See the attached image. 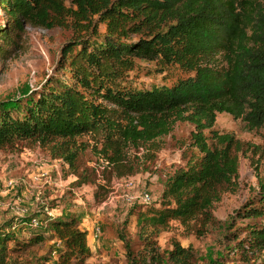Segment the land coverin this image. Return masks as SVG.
<instances>
[{
	"label": "trees",
	"instance_id": "16d2710c",
	"mask_svg": "<svg viewBox=\"0 0 264 264\" xmlns=\"http://www.w3.org/2000/svg\"><path fill=\"white\" fill-rule=\"evenodd\" d=\"M71 4L76 10L67 8L64 0H0L4 60L19 48L28 24L65 26L68 15L88 24L98 15L107 24L102 40L81 38L62 50L60 69L68 72L67 81L50 78L38 94L0 101V147L37 143L66 166L67 175L75 178L73 185L81 186L91 182L79 161L83 137L100 136L101 150L109 151V160L123 167L118 174L122 175L131 148L169 134L178 120L187 121L192 125L187 145L199 156L166 176L158 207L143 206L136 224L140 235L151 230L144 239L170 221L183 226L196 221L205 227L214 219V204L238 188L237 154L243 146L233 135L212 129L217 114L240 119L248 131L264 129V0H71ZM96 29L93 25L92 32ZM135 58L159 60L193 74L172 85L118 88V79ZM262 215L260 179L242 216ZM29 223L22 243L12 227L1 229L0 264H16L17 256L29 254L42 241L40 234H32L37 227ZM49 225L63 243L59 257L64 262L84 257L86 231L78 228L73 216L52 215ZM11 239L14 246L9 245ZM122 241L130 264H194L193 250L178 242L165 259L153 247L147 256L136 257L129 241ZM239 242L244 254L264 251V224L253 223ZM22 264L49 260L30 254Z\"/></svg>",
	"mask_w": 264,
	"mask_h": 264
},
{
	"label": "rangeland",
	"instance_id": "374dc122",
	"mask_svg": "<svg viewBox=\"0 0 264 264\" xmlns=\"http://www.w3.org/2000/svg\"><path fill=\"white\" fill-rule=\"evenodd\" d=\"M64 3L67 8L76 10L71 0ZM0 15L2 22L1 10ZM91 24L97 28L94 33ZM106 33L107 24L98 15H94L89 24L76 22L72 15H68L65 26L47 28L28 24L19 48L6 60L0 57V101L21 99L25 93L38 94L50 78L59 76L67 81L68 72L60 69L62 50L81 38H89L90 42L102 40ZM133 62L132 68L118 79V88L172 85L193 74L159 60L135 58ZM191 129L187 121L178 120L169 134L131 148L128 162L123 163L122 175L118 174L123 167L109 160V151L105 154L101 150L100 136L83 137L85 146L79 161L91 182L81 186L73 185L61 161L52 159L49 151L37 143L0 147V231L12 227L17 241L25 242L30 232L27 224L36 217L39 225L31 232L42 238L32 246V252L17 256L16 264L29 260L30 254L47 258L49 264H130L122 238L129 241L136 257H145L153 247L167 259L174 242H178L193 250L194 264H264V251L244 254L239 245L253 223L264 224V215L242 216L258 191V181L264 180V129L248 131L240 119L224 112L217 114L212 129L233 135L243 145L237 154V190L224 193L214 204V219L205 227H199L196 221L186 226L170 221L166 227L154 231L150 239H144L150 229L140 235L136 214L143 211L145 205L158 207L166 176L199 156L196 149L187 145ZM205 133L209 135V130ZM130 169L134 172L129 173ZM40 172H47L46 178L34 181L33 176ZM9 180L16 182L12 189L6 186ZM144 196L148 200H144ZM52 215L73 216L78 228L86 231V254L82 259L71 257L64 262L59 257L64 247L49 225ZM15 242L11 239L9 245L14 246Z\"/></svg>",
	"mask_w": 264,
	"mask_h": 264
},
{
	"label": "built area",
	"instance_id": "2783aa9c",
	"mask_svg": "<svg viewBox=\"0 0 264 264\" xmlns=\"http://www.w3.org/2000/svg\"><path fill=\"white\" fill-rule=\"evenodd\" d=\"M47 176V172H40L38 173L37 175H34L33 176V180L34 181H40L41 179H44L46 178ZM16 182L14 180H9L6 184L7 188L8 189H12L14 186H15ZM144 200H148V197L147 196H144ZM0 206H1V202H0ZM31 226H35V227H38L39 225V221L37 220L36 217L32 218V220H30V223H29Z\"/></svg>",
	"mask_w": 264,
	"mask_h": 264
},
{
	"label": "crops",
	"instance_id": "0c3cea01",
	"mask_svg": "<svg viewBox=\"0 0 264 264\" xmlns=\"http://www.w3.org/2000/svg\"><path fill=\"white\" fill-rule=\"evenodd\" d=\"M56 161H59V160H56ZM64 169H66V166L63 164V166H62ZM69 177H71L72 178V181H74V177H72L71 175H68ZM51 184H49L48 185V187L50 186ZM48 189H51V187L50 188H48Z\"/></svg>",
	"mask_w": 264,
	"mask_h": 264
}]
</instances>
